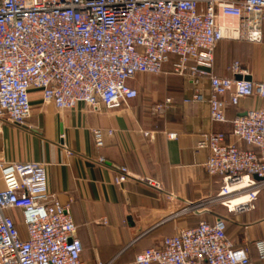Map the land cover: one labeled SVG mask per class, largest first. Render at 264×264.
Returning <instances> with one entry per match:
<instances>
[{
  "label": "built area",
  "instance_id": "1",
  "mask_svg": "<svg viewBox=\"0 0 264 264\" xmlns=\"http://www.w3.org/2000/svg\"><path fill=\"white\" fill-rule=\"evenodd\" d=\"M226 40L264 41V0H0V122L26 127L32 90L60 111L79 104L94 111L128 106L138 98L130 83L140 75H162L174 58L172 73L194 86L186 102L202 98L199 87L207 80L211 119L227 123V110L243 100L264 103V82L246 78L240 62L224 77L214 74L216 49ZM172 105L168 98L154 110L164 114ZM231 124V134H206L197 147L208 152V175L220 178L217 195L185 202L178 215L203 216L218 204L228 213L255 210L264 192V104ZM94 138L102 148L104 133L96 131ZM1 171L0 264H88L70 206L49 191L46 165L12 163ZM117 171V185L131 178L127 168ZM144 182L164 190L158 181ZM237 200L242 203L233 206ZM14 211L23 214L25 239ZM254 247L264 261V239ZM135 264H252V258L247 247L233 245L225 219L217 216L141 251Z\"/></svg>",
  "mask_w": 264,
  "mask_h": 264
},
{
  "label": "crops",
  "instance_id": "2",
  "mask_svg": "<svg viewBox=\"0 0 264 264\" xmlns=\"http://www.w3.org/2000/svg\"><path fill=\"white\" fill-rule=\"evenodd\" d=\"M175 61L166 64L160 76L140 75L132 81L138 98L128 106H102L94 111L79 104L60 111L32 90V116L26 127L0 122V190L4 189L1 167L5 164H45L49 191L70 206L83 246L82 260L88 264H135L141 251L161 246L166 238L201 219L212 223L217 216L225 219L233 245L247 247L252 264H264L254 247L264 239V192L251 212L228 213L223 207L216 212L213 207L212 213L203 216L178 215L185 202L215 197L219 191L220 178L209 176L205 169L208 152L197 148L202 136L231 134L236 116L264 103L259 98L243 100L227 110V123L214 122L209 82L200 85V100L186 102L194 86L172 73ZM234 62L241 63L246 78L264 82V41H222L215 52L214 74L226 76ZM168 98L173 100L172 107L164 114L155 112V105ZM99 130L104 133L102 148L94 138ZM169 134L177 138L170 140ZM232 143L247 148L243 142L232 139ZM100 157L105 164L99 163ZM122 167L131 178L117 185V169ZM146 179L160 182L164 190L148 185ZM12 216L21 237L27 238L22 212L14 211Z\"/></svg>",
  "mask_w": 264,
  "mask_h": 264
},
{
  "label": "rangeland",
  "instance_id": "3",
  "mask_svg": "<svg viewBox=\"0 0 264 264\" xmlns=\"http://www.w3.org/2000/svg\"><path fill=\"white\" fill-rule=\"evenodd\" d=\"M221 207H222V206H220V205L218 204V205H215V206H214V209H215L216 212H221V211H223V210L220 209Z\"/></svg>",
  "mask_w": 264,
  "mask_h": 264
},
{
  "label": "bare ground",
  "instance_id": "4",
  "mask_svg": "<svg viewBox=\"0 0 264 264\" xmlns=\"http://www.w3.org/2000/svg\"><path fill=\"white\" fill-rule=\"evenodd\" d=\"M242 203V200H237V201H235L234 203H233V206L234 205H237V204H241Z\"/></svg>",
  "mask_w": 264,
  "mask_h": 264
}]
</instances>
